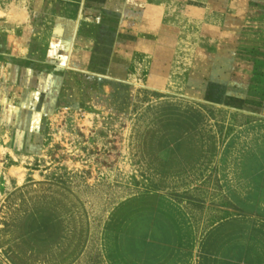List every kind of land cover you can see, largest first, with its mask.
<instances>
[{
  "label": "crops",
  "instance_id": "1",
  "mask_svg": "<svg viewBox=\"0 0 264 264\" xmlns=\"http://www.w3.org/2000/svg\"><path fill=\"white\" fill-rule=\"evenodd\" d=\"M53 1L55 35L68 38L79 23L92 64L112 69L115 86L182 97L150 105L160 114L154 159L143 162L146 187L102 221L103 264H264V0ZM133 37L164 60H151L142 77L126 53ZM47 224L63 239L71 234L67 223ZM52 245L50 261L74 264L88 241L77 250L56 238Z\"/></svg>",
  "mask_w": 264,
  "mask_h": 264
},
{
  "label": "rangeland",
  "instance_id": "2",
  "mask_svg": "<svg viewBox=\"0 0 264 264\" xmlns=\"http://www.w3.org/2000/svg\"><path fill=\"white\" fill-rule=\"evenodd\" d=\"M52 3L0 0V264H60L49 260L53 240L77 250L84 235L86 253L74 264H103L102 221L114 203L146 187L143 162L154 159L160 114L150 105L182 98L140 84L132 96L115 86L112 69L92 64L79 23L70 37L55 35L61 22L52 21ZM129 41L137 76L151 60L164 61L158 47L155 53L142 38ZM49 222L71 225V234L44 230Z\"/></svg>",
  "mask_w": 264,
  "mask_h": 264
}]
</instances>
